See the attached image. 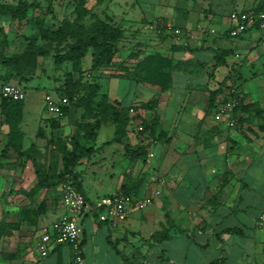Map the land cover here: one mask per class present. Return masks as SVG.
I'll return each mask as SVG.
<instances>
[{"label":"crops","instance_id":"1","mask_svg":"<svg viewBox=\"0 0 264 264\" xmlns=\"http://www.w3.org/2000/svg\"><path fill=\"white\" fill-rule=\"evenodd\" d=\"M260 1L137 0L131 10L143 3L140 14H116L117 18L109 6L101 14L87 2L88 8L101 17L110 16L112 23L124 29L113 63L92 72L100 84V94L134 107L153 123L155 132L153 136L138 132L131 122L123 141L109 143L115 138V125L108 122L114 126V135L98 145L100 131L107 123L103 124L96 140L98 150L77 167L87 203L79 215L86 264H264V229L257 226L258 216L264 212V114L254 120L243 112L233 114L235 124L231 125L230 117L216 112L218 105L233 97L232 92L245 104L257 103L264 109V76L246 74L247 66L260 63L264 55L259 33L250 31L239 39L227 35L230 13L254 9ZM173 10L175 15L170 12ZM171 28H180L182 35L172 34ZM218 49L226 51V65L217 64ZM156 53L173 61L171 83L165 91L131 75L139 61ZM85 57L82 67L86 74L91 65L83 66ZM224 80L226 84L220 85ZM124 84L134 86V100L128 102L120 94ZM147 93L154 96L146 98ZM26 98L27 94L20 124L25 133L24 149L28 148L30 129H41L48 137L55 131L70 133L73 126L68 117H60L64 118L60 127L53 128L51 119L57 116L49 113L45 104L48 116L31 114ZM151 99L158 100L154 109L140 106ZM3 130L9 132L5 123ZM126 145L132 150L143 145L147 152L136 157ZM149 150L155 152L151 161ZM8 154L17 156L13 150ZM90 161L102 170L107 164L112 168V173L107 169L98 179V185L107 190L96 198L87 192L85 174L81 173ZM107 177L112 182L104 185ZM21 182L25 186L26 182ZM5 185L11 186L5 174H0L1 192L7 189H2ZM120 193L150 198L151 203L124 218H113L104 200ZM62 194L60 186L47 189L42 195V200L47 199V210L37 218L31 210L26 222L22 210L37 204H15L8 209L7 225L3 223L0 233L13 236L0 237V264H73L70 245H56L46 256L37 246L45 229L51 230L55 221L71 214ZM21 197L16 191L10 196L19 202ZM157 233L164 236L161 241Z\"/></svg>","mask_w":264,"mask_h":264},{"label":"trees","instance_id":"2","mask_svg":"<svg viewBox=\"0 0 264 264\" xmlns=\"http://www.w3.org/2000/svg\"><path fill=\"white\" fill-rule=\"evenodd\" d=\"M49 3L48 9L52 11L54 0H46ZM101 0H97L100 2ZM88 0H74L72 3L73 14L71 17H65L59 25L50 28L39 24V36L44 41L39 45L35 39L30 42V47L23 53L2 56L3 64L12 72L23 74L30 57L46 56L52 53L56 68H61L64 64H71L72 69L66 79V87L61 88L59 94L68 97L69 105L64 107V117H68L69 122L74 125L75 132L71 136L58 137V155L57 160L49 168L53 170L52 175L48 172L44 177V172L40 167L36 156L34 155L37 146L32 143L28 148L23 147V138L25 133L21 129V121L25 108V101L5 98L0 93V110L4 117V122L9 126L10 131L8 140L0 153V159L6 157L10 150H13L21 159L32 162L37 177L38 185L33 189L36 193L39 187L56 185L58 182H70L83 194L80 173L77 167L83 159H90L98 150L96 140L98 132L103 124L111 122L115 125V138L110 142H121L127 134V128L133 121L130 109L131 106L126 103L113 102L107 94H100V84L96 81L85 80V71L82 67V60L92 49V64L90 72L96 71L113 63L118 51V43L124 36V29L120 24L112 23V18L108 15L101 17L98 13L87 7ZM36 1L28 2L21 0L17 4L0 5V13L11 15L13 18L22 19L30 7H35ZM256 11L264 9V0L254 8ZM227 35H229L227 31ZM231 37V36H230ZM188 50L193 51L188 48ZM226 51L216 50V61L219 65H226ZM134 53L129 55L130 58ZM173 61L170 57L161 53L151 54L139 61L131 75L136 77L137 81L148 82L158 85L162 91L169 88L171 83V69ZM11 77V76H9ZM26 77L22 76V80ZM12 79V78H11ZM226 80L220 85H225ZM79 85L80 87H76ZM81 89L78 95L77 89ZM218 91L213 92L217 94ZM232 96L238 99V104L234 110V115L240 112L249 114L252 120L264 114L257 103H244V99L235 92ZM214 99L210 100L213 105ZM157 99H151L142 103L140 106L145 109H154L157 105ZM82 110L78 117L77 112ZM57 116L52 118L53 128L60 127L61 118ZM249 119V118H248ZM143 134L153 136L155 128L153 123L143 119ZM128 150L133 151L136 157H143L147 150L141 145L132 150L126 145ZM50 174V175H49ZM33 211L35 217L43 214L47 210V199L44 198L38 205L28 207L22 210L23 222H26V215ZM35 223L36 220H29ZM161 241L164 236L160 233L155 235Z\"/></svg>","mask_w":264,"mask_h":264},{"label":"rangeland","instance_id":"3","mask_svg":"<svg viewBox=\"0 0 264 264\" xmlns=\"http://www.w3.org/2000/svg\"><path fill=\"white\" fill-rule=\"evenodd\" d=\"M19 1L21 0H0V5L17 4L19 3ZM32 1H36L37 5L35 7H30L28 12L25 14V17H23L22 19H16L13 18L11 15L0 13V93L2 86H4L5 84H17L21 86L27 94L26 102H28L29 104L30 113L48 116L49 113L46 112L44 109V97L48 92L57 96V91L60 92L61 88L64 89L66 87L65 81L68 78L69 72L72 69L71 64H64L61 68H56L52 53L46 56H33L27 59L28 63L24 68L25 70L23 74L20 75L17 72L15 73V71L12 72L10 68L3 64L2 56L25 52L27 49H29L30 42L33 39H35L37 44H43L44 41L41 39L38 33L40 22H42V25H44L45 27L50 28L59 25L65 17L72 16V3L74 0H54L52 5V11H49V3L46 0H28V2ZM135 1L137 3V0H101L100 2H97V0H88V5L91 6L94 10L97 9V12L101 14L106 13L107 6H109V9L111 10V12L115 13V17L117 18L118 15L116 14H119L121 16H126L130 12H136L137 14H140L145 8L144 4L139 3V5L137 6V10L132 11L131 5L132 3H135ZM164 2L174 3L175 0H164ZM133 6L135 8V4H133ZM170 12L173 15H175L174 13H176L174 10ZM132 16L134 17L135 15ZM128 17H130V15ZM173 22L174 21L172 20L171 23L173 24ZM128 50L129 49H127L126 52H128ZM260 60V63L254 66H247L248 71L246 74L249 75V73H252L253 76H264V55ZM91 61L92 49L88 51L83 61V66L85 68L90 67ZM124 63H126V61ZM22 76H25L26 78L22 80ZM84 78L85 80L86 78H88L89 81H95V77L92 76V72L86 73L84 75ZM28 82V87L24 86V83ZM101 82L106 84V81L103 79H101ZM106 86L107 85H104V91H106ZM76 87L80 86L77 85ZM77 91L78 95H80L82 92L79 88L77 89ZM134 93V86L131 85L130 87L128 84L122 85L120 94L124 96V98L128 100V102L130 100L135 99L133 97ZM145 96L146 98L150 99L154 95L153 93H147ZM81 114L82 110L77 112L78 117ZM1 118L2 121L0 122V153L4 148L3 142L4 140L8 139L9 134V132L6 133V130H3V124L5 122L0 110V120ZM62 119L64 118H61V120ZM72 126L73 128L70 133L64 135V132L63 134H61L60 132L55 131L52 133V136L49 137L41 129L29 130L26 138L27 145L29 147L32 143L36 144L37 149L34 155L36 156L38 163L44 172V177H47L46 173L48 172L51 175L53 173V170L49 171V168L51 167V165H53L54 161L57 160L58 142L61 141L58 137L71 136L75 132V127L74 125ZM113 135L114 126L112 124L107 123L100 131L98 145H101L103 142L110 140ZM33 139H35L37 143L33 142ZM95 159L96 158L93 157V160ZM91 161L90 164H86L82 168L81 173L85 174L83 179L85 188H87V192L92 198H96L97 195H101L102 192H105V190H107V187H101L98 185V179L102 175H104L105 170L107 169L109 170V172L112 173V168L107 164L105 165L106 168L102 170L99 165H96V163ZM0 174H5L7 182L11 184V186L8 187L6 185V187L3 186L2 189H7L3 190L2 192L0 191V228L4 226L3 223H6L7 214L9 213L8 209L12 208L13 205H21L23 203L24 207L26 205H38L42 201V195L47 189H55L58 186L62 188V184L65 183L58 182L56 185L53 186L39 187L36 193H33V189H35V187H37L38 185V177L35 168L32 162L23 160L21 159V157H18V155L16 156L8 154L6 157H2L0 159ZM21 181L26 182L25 186H23V183ZM111 182L112 181L110 180V178L107 177L105 178L104 185L109 184ZM15 191L17 195H22V201L19 202L18 200H14V198H10V196L15 193ZM1 236H8L10 238L11 236H13V234H10L8 232L4 235H1L0 233V237Z\"/></svg>","mask_w":264,"mask_h":264},{"label":"built area","instance_id":"4","mask_svg":"<svg viewBox=\"0 0 264 264\" xmlns=\"http://www.w3.org/2000/svg\"><path fill=\"white\" fill-rule=\"evenodd\" d=\"M230 22L231 25L228 33L231 37H239L250 31L258 32L259 40L264 46V9L260 11H256L255 9L235 10L230 13ZM171 30L172 34L176 36L182 35L180 28H171ZM1 95L13 100H23L26 97L24 89L17 84H5L2 86ZM44 104L49 113L61 117L64 116V107L69 105V99L61 94L55 96L48 92L44 97ZM237 104L238 99L235 96L230 97L218 105L216 112L219 116H228L231 118L233 117ZM130 113L133 117L132 123L135 124L138 132L144 131L143 117L141 114L134 107L130 109ZM230 123L231 125L235 124L233 118H231ZM154 158L155 152L149 150L148 161ZM62 190V201L71 214L55 221L52 224L51 230L45 229L38 240L37 246L41 255L46 256L56 245H70L74 252L73 264H86L81 249L83 225L79 219V215L86 209L87 203L84 195L70 182L63 183ZM150 203V198L136 199L133 196L123 193L104 200L109 215L113 218H124L131 211L144 209ZM257 226L264 229V212L258 216Z\"/></svg>","mask_w":264,"mask_h":264}]
</instances>
